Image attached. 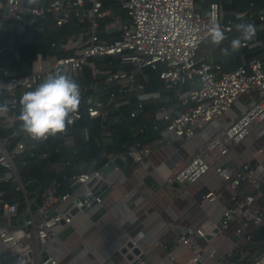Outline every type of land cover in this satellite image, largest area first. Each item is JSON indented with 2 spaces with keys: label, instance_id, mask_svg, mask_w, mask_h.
Returning <instances> with one entry per match:
<instances>
[{
  "label": "built area",
  "instance_id": "1",
  "mask_svg": "<svg viewBox=\"0 0 264 264\" xmlns=\"http://www.w3.org/2000/svg\"><path fill=\"white\" fill-rule=\"evenodd\" d=\"M35 17H50L55 26L73 25L69 26L68 34L50 41L47 56L38 52L24 68L18 65L21 60H26L20 48L31 47L37 41L27 35ZM214 20H219L228 39L236 31L237 23H251L256 30L264 32V6L255 8L251 2L242 9L226 11L220 1H211L203 7L196 0H40L36 5L28 4L27 0H0V104L9 108L7 116L1 118L3 125L13 127L19 121L22 94L34 90L57 69L70 73L82 92L79 111L65 135L31 140L21 124L9 136L0 135V183L9 182L13 187V198H25L26 202L24 208H20L17 199L8 200L11 197L0 190V219L6 217L9 220L8 225H0V253L11 250L21 254V264H34V249L38 251L41 244L49 247L51 241L57 239L61 226L74 220L70 207L61 209V203L72 199V208L84 209L75 199L83 193L93 194L86 185L94 178L97 180L93 186L103 179L102 168L108 162H113L118 170H121L119 160L145 163L152 143L132 139L121 153L104 151L102 155L108 160L101 168L70 176L69 191L60 194L57 185L37 191L42 201L35 209L31 207L32 201L25 188L27 181L33 180L25 181L16 165L20 151L40 145V149L31 155L46 158L49 156L48 144L55 145L56 151L74 145L72 131L83 117L89 122L80 127L81 134L88 139L92 120L120 111L125 104L130 105L129 116L135 118L146 102L164 100L162 92L169 90L175 103L159 107L153 129L161 130L163 124L161 132L164 136L188 139L201 134L203 137L199 150L173 174L172 181L190 184L214 167L233 191L232 203L220 211L219 224L188 227L178 242L198 247V240L208 241L228 228L232 221L239 220L231 247L213 264H223L227 256L238 254L237 249L241 254V258L237 255L241 260L238 264H264V238L256 241L253 236L264 227V206H257V197H264V159L245 161L239 168L214 163L264 123L263 53L233 70H223L220 63L200 58L198 50L210 41L206 37ZM36 28L43 29L40 25ZM250 42H242L241 46ZM147 68L158 70L161 89L145 90ZM242 96L247 99L241 113L224 122L218 121ZM122 120H125L124 116ZM111 121L108 118L107 122ZM137 126L139 124L132 125L131 129L136 131ZM259 133L263 138L256 153L264 154V128ZM12 136L18 139L8 148ZM61 162L68 166L71 160L62 158ZM104 184H107L105 178L99 185L102 192ZM247 185L255 192L246 190ZM216 196L215 192L209 191L203 199L214 200ZM94 201L101 203L102 197L97 195ZM83 205L92 206V200L85 197ZM22 214H27L23 218L25 228L13 221ZM245 242H253L254 250L243 260ZM210 254L215 255L214 248ZM200 255V252L194 253L186 264H204ZM39 264L59 262L56 256L46 252ZM130 264L142 263L135 259Z\"/></svg>",
  "mask_w": 264,
  "mask_h": 264
},
{
  "label": "crops",
  "instance_id": "2",
  "mask_svg": "<svg viewBox=\"0 0 264 264\" xmlns=\"http://www.w3.org/2000/svg\"><path fill=\"white\" fill-rule=\"evenodd\" d=\"M211 1H220L223 4V0ZM202 2L203 0H200L197 3L203 7L209 4ZM238 35L235 31L220 47L210 41L203 43L198 50V56L220 63L223 70H233L255 58L249 56L253 48L264 49V37L255 34L249 45L241 46L238 52L230 56L222 55L220 48L230 49L231 40ZM262 53L264 58V52ZM168 92L171 91L162 92L164 101L173 105V93L171 92L170 96ZM246 99V96H242L227 113L218 118V121L224 122L237 117ZM111 120V123H119L122 116L118 113L113 119L111 117ZM261 128H264V123L261 127H255L243 142L232 146L225 156L214 163L239 168L245 161L263 160L264 154L256 153L263 138L259 133ZM135 130L133 134L142 131ZM161 130H154L152 127L151 133L144 137L143 141L152 143L145 163L123 161L121 170L116 169L114 165L108 172L105 182L109 188L105 191L101 203H95L87 209L72 208V199L61 203V209L70 207L74 220L61 226L57 239L52 240L49 247L41 244L38 251L34 249V264H39L46 252L56 256L59 264H130L135 259H139L142 264H186L196 252L201 253L200 258L204 264H213L218 256L229 250L234 231L240 225L239 220L232 221L228 228L208 241L198 240V247H188L178 242L179 236L185 233L188 227L219 224L220 211L232 203L233 191L214 167L193 183L181 185L172 181L173 174L199 150L203 137L196 134L188 139L174 138L164 136ZM100 141L103 144L110 143L112 134L109 131L104 132ZM48 167L52 171H61L67 166L60 161L49 164ZM53 185L58 187L55 180L48 187ZM246 188L255 192L250 185ZM209 191L217 194L214 200L203 199L204 194ZM257 206H264V197H257ZM13 221L19 226L18 218ZM8 224V218L1 217L0 225ZM263 238L264 236L255 237L256 241H262ZM128 242H132V246H127ZM250 243L254 246L253 242ZM213 248L215 255L211 256L210 251ZM135 249H138L137 253ZM232 256H227L223 264L241 262L238 257L233 260ZM12 264L21 263L19 261Z\"/></svg>",
  "mask_w": 264,
  "mask_h": 264
},
{
  "label": "trees",
  "instance_id": "3",
  "mask_svg": "<svg viewBox=\"0 0 264 264\" xmlns=\"http://www.w3.org/2000/svg\"><path fill=\"white\" fill-rule=\"evenodd\" d=\"M196 1L199 2L200 0ZM209 1L211 0H203L202 3L205 4ZM222 2L226 11L242 9L245 6H248L251 2H253L255 8L264 6V0H223ZM32 24V28L28 30L27 35H30L32 38H37V41L31 47L23 46L20 48V51L26 60H21L18 65L23 66L24 68L29 66V62L36 57L38 52L47 56L50 41L59 36L68 34L70 31L69 26L73 25L72 23L71 25L55 26L50 17L45 19L35 17L33 18ZM39 25L43 27L42 30H37L36 27ZM255 34H261L260 36L264 37V32L262 30H256ZM262 52H264L263 48L255 47L251 50L249 56L256 57ZM146 72L148 74V80L146 81L145 90L161 89L162 82L158 77V70L147 68ZM86 73H88V71H85V74ZM167 94L170 95L171 92H168ZM162 104H166L162 99L146 102L143 110L139 112L135 118L129 116L130 105L125 104L120 111L92 120L93 124L90 127L88 139H84L81 134L80 127L89 122L87 117H83L77 128L72 131L75 140L74 145L70 148L56 151L54 149L55 145L48 144L49 156L46 158H39L31 155V152L36 153L40 149V145L20 151L15 161L21 177L24 180H33L30 182L27 181L25 186L29 200H33V202H31L32 209L37 208L42 201L41 194L36 193L37 190L40 189V192H42L44 188L48 187L51 182L55 180L58 183L57 192L60 194L65 193L70 190L69 178L71 175L101 168V166L108 160L106 156L102 155L104 151L118 154L127 149L132 139L143 141L144 137L151 133L152 124L155 121L157 110ZM119 112L121 116L125 117V120H121L119 123L107 122L108 118L112 117L113 119ZM1 118L2 117H0L1 136H9L11 132L19 128L18 125L21 124V122L18 121L13 127L4 126ZM136 124H139L136 129L141 127L143 130L133 134L134 131L131 127ZM106 131H109L112 134V141L108 144H103L102 141H100V137ZM17 139V136L9 138L8 148L13 147ZM73 150H75V153ZM62 158H69L71 160L70 165L63 168L61 171H52L49 169V164L52 165L53 163L60 162ZM118 163L122 167L124 166L121 160H119ZM48 169L52 171L51 174L48 172ZM0 190L5 191L4 193H6L8 197H11L7 198L8 200L13 201L14 199H17L20 208H24L26 205L23 198H13V187L9 182H1ZM253 236L254 238L264 236V227L255 231ZM244 246L246 256L243 260H246L254 250V246L250 242L244 243ZM236 251L238 257L241 258L239 249Z\"/></svg>",
  "mask_w": 264,
  "mask_h": 264
},
{
  "label": "clouds",
  "instance_id": "4",
  "mask_svg": "<svg viewBox=\"0 0 264 264\" xmlns=\"http://www.w3.org/2000/svg\"><path fill=\"white\" fill-rule=\"evenodd\" d=\"M28 4L36 5L40 0H27ZM240 17H237L239 20ZM235 29L238 36L231 40L230 49L221 47V54L230 56L238 52L242 42L249 41L256 29L251 23H237ZM206 39L220 47L228 39L219 20H214ZM82 99L80 84L73 76L60 69L50 72L34 90L22 94L19 99L18 120L22 130L31 140H47L67 133L79 111ZM9 108L0 104V117L7 116Z\"/></svg>",
  "mask_w": 264,
  "mask_h": 264
},
{
  "label": "water",
  "instance_id": "5",
  "mask_svg": "<svg viewBox=\"0 0 264 264\" xmlns=\"http://www.w3.org/2000/svg\"><path fill=\"white\" fill-rule=\"evenodd\" d=\"M114 168V163L113 162H108V165L102 168V176L103 179L107 176L108 172ZM102 178L99 180L98 183H96V185L93 186V183L97 180L96 178H94L93 180H91L90 182L87 183L86 187L90 188V191L93 193L90 196H87L86 193H83V195L78 196L75 199V202L77 203L78 206H82L84 209H87V207H84L83 205V201L85 199V197H89V199L92 200V204L95 203L94 201V197L97 195H100L101 197H103V195H105V191L108 190V186L107 184H104L102 187L103 192L99 189V185L100 183H102ZM27 214H22L19 216L18 218V223L20 227L25 228L24 224H23V218H26ZM127 246H132V242H128ZM124 249H126L124 247ZM135 252H138V249H135ZM32 255V254H31ZM237 257L236 254H234L232 256V259L234 260ZM21 260V254L16 253V252H12L11 250H4L0 253V263L1 264H12V263H16L19 262ZM26 264H30V262H27Z\"/></svg>",
  "mask_w": 264,
  "mask_h": 264
}]
</instances>
